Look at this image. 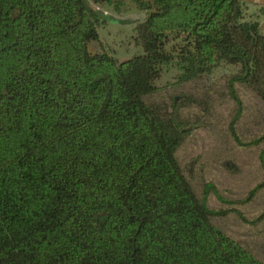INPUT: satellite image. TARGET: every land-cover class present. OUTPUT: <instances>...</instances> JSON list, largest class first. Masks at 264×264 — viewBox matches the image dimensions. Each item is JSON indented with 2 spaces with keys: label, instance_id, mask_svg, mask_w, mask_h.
I'll use <instances>...</instances> for the list:
<instances>
[{
  "label": "trees",
  "instance_id": "obj_1",
  "mask_svg": "<svg viewBox=\"0 0 264 264\" xmlns=\"http://www.w3.org/2000/svg\"><path fill=\"white\" fill-rule=\"evenodd\" d=\"M131 1L143 51L120 61L91 50L103 20L88 0H0V264H264L224 225L264 218L240 206L264 191L259 15L245 0ZM222 63L236 69L209 82ZM212 126L216 151L195 158L231 175L252 151L244 197L181 160Z\"/></svg>",
  "mask_w": 264,
  "mask_h": 264
},
{
  "label": "rangeland",
  "instance_id": "obj_2",
  "mask_svg": "<svg viewBox=\"0 0 264 264\" xmlns=\"http://www.w3.org/2000/svg\"><path fill=\"white\" fill-rule=\"evenodd\" d=\"M88 1L99 10L103 20L99 25L100 38L92 41L90 44L92 51L107 50L120 61L143 51L142 45L136 39L135 27L146 16L145 10L137 8L131 0H124L120 9L114 8V5L111 3L96 4L92 0ZM235 69L236 66L234 65L222 63L207 75V80L213 82L222 74ZM176 72L175 68H166L156 80V83L158 85L166 84L173 79ZM242 93L246 101L249 103L252 101L253 103L251 95L247 90L243 89ZM208 128L204 127L196 131L197 135L195 137L198 138V141L186 144L180 151L181 160L187 171L195 170L198 175L201 172H206L208 177L217 179L221 185L222 193L228 198L244 197L251 187L250 181H253L246 174L245 170L254 169L252 170L253 173L256 171L255 166L257 161L254 159V153L252 151L248 152L243 148V151H239L235 155L236 157L230 156L240 165L239 172L236 174L230 175L229 173L222 172L219 169L220 167H211L208 157L206 159L195 158L197 149L199 151L205 149L206 152H209L207 150L209 147L214 146L215 151L218 147L219 143L215 139L218 136L216 129L213 126ZM247 133H250V131ZM224 152L226 153V151ZM246 161L247 163L245 164ZM211 198L212 202L216 205L220 203L214 195ZM230 205H233V203ZM240 206L247 217H255L264 208V191L260 199L257 197L250 202H242ZM224 225L233 236L245 241L255 252L264 256V218L257 222H246L234 215L226 219Z\"/></svg>",
  "mask_w": 264,
  "mask_h": 264
},
{
  "label": "crops",
  "instance_id": "obj_3",
  "mask_svg": "<svg viewBox=\"0 0 264 264\" xmlns=\"http://www.w3.org/2000/svg\"><path fill=\"white\" fill-rule=\"evenodd\" d=\"M249 4V10L257 15L264 30V0H245Z\"/></svg>",
  "mask_w": 264,
  "mask_h": 264
}]
</instances>
